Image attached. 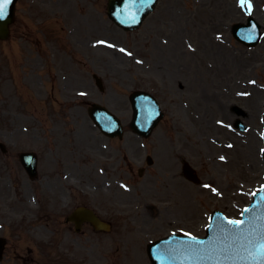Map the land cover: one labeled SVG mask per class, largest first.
<instances>
[{
  "label": "rangeland",
  "instance_id": "obj_1",
  "mask_svg": "<svg viewBox=\"0 0 264 264\" xmlns=\"http://www.w3.org/2000/svg\"><path fill=\"white\" fill-rule=\"evenodd\" d=\"M107 2L19 0L13 39L0 42V98L22 123L27 111L34 130L25 145L49 155L54 150L58 157L42 158L48 184L66 192L76 185L75 202L90 196L105 217H113L112 233L93 234V264H108L110 251L112 263L120 264L114 250L125 239L136 249L126 251L122 243L119 254L149 264L148 242L172 232L202 237L213 211L239 219L264 186V36L253 48L234 39L232 26L248 18L241 0H160L132 33L109 19ZM249 3L250 14L264 26V0ZM94 73L103 78L104 92L91 84ZM87 84L93 91L88 98L126 126L131 92L157 97L165 118L146 147L139 150L142 141L130 131L120 146L101 136L87 101L72 109L65 104ZM235 106L245 117L236 115ZM239 118L246 132L235 128ZM73 140L74 154L67 150ZM120 150L123 169L111 175L103 156L117 157ZM146 154L155 166L141 177ZM183 160L196 169L200 184L180 177ZM78 256L62 252V261L81 264Z\"/></svg>",
  "mask_w": 264,
  "mask_h": 264
},
{
  "label": "water",
  "instance_id": "obj_2",
  "mask_svg": "<svg viewBox=\"0 0 264 264\" xmlns=\"http://www.w3.org/2000/svg\"><path fill=\"white\" fill-rule=\"evenodd\" d=\"M11 0L5 15L0 19V38L9 34V25L14 20L15 4ZM158 0H110L109 14L125 30H134L156 7ZM234 35L244 43L257 44L260 28L249 21L247 26L234 27ZM134 108L133 128L137 133L147 134L162 116L151 96L136 93L131 98ZM97 125L108 134H120L119 121L105 108L95 106L91 111ZM148 120L146 121V118ZM146 122V123H145ZM241 128H244L241 126ZM264 190L255 196V201L246 209L243 221L229 224L220 212L212 214L207 237L174 235L150 247L154 264H248L252 257L264 255L261 248L264 237ZM242 258H245L242 260Z\"/></svg>",
  "mask_w": 264,
  "mask_h": 264
},
{
  "label": "flooded vegetation",
  "instance_id": "obj_3",
  "mask_svg": "<svg viewBox=\"0 0 264 264\" xmlns=\"http://www.w3.org/2000/svg\"><path fill=\"white\" fill-rule=\"evenodd\" d=\"M28 137L29 135L20 131L15 118L0 116V264H47V261L44 262V250L49 244L54 246L53 238L57 241L56 247L63 246L64 233L75 230V225L69 222L72 210L68 213V208L72 205L66 201V189L48 184L45 180L47 172L41 167L36 182L41 187L45 184V187L53 191L44 195L48 201L45 207L49 215L45 214L42 218L44 222H40V225L44 226H33L32 221L28 219L29 215L20 221L18 213L28 209L29 197L35 187L32 177L19 158L28 150H22V146L26 144L23 138L27 140ZM1 143H4V147ZM41 162L39 160L40 165ZM57 194L61 199L59 203L54 201H60ZM51 206L55 209H51ZM62 218L64 220H60ZM89 229L92 230L91 226L84 224L77 235L86 236L90 233ZM38 249L42 250L44 255Z\"/></svg>",
  "mask_w": 264,
  "mask_h": 264
},
{
  "label": "snow or ice",
  "instance_id": "obj_4",
  "mask_svg": "<svg viewBox=\"0 0 264 264\" xmlns=\"http://www.w3.org/2000/svg\"><path fill=\"white\" fill-rule=\"evenodd\" d=\"M11 2V0H0V19H2L5 15L6 12V8L7 5ZM244 3V0H241V4ZM249 9L251 8V5L249 4ZM121 51H123V49H121ZM262 199H264V197H262ZM248 211V210H245ZM229 224H233V221H229ZM235 223H239V222H235ZM261 248H264V237H262V242L260 245ZM245 258H242V260ZM248 264H264V255H260L257 257H252L250 258V260L248 261Z\"/></svg>",
  "mask_w": 264,
  "mask_h": 264
}]
</instances>
